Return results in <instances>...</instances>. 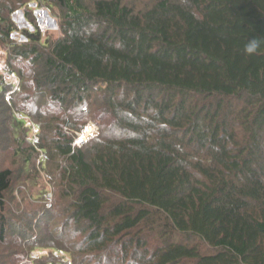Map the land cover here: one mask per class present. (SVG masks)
<instances>
[{
	"label": "trees",
	"instance_id": "16d2710c",
	"mask_svg": "<svg viewBox=\"0 0 264 264\" xmlns=\"http://www.w3.org/2000/svg\"><path fill=\"white\" fill-rule=\"evenodd\" d=\"M51 1L63 11L56 40L42 42L36 27L16 45L0 10V45L19 89L30 80L19 113L33 102L55 109L36 115V144L13 111L10 123L24 138L22 172L39 159L60 198L19 208L24 232L10 209L14 171L0 169V241L20 234L31 250L52 251L45 264L60 254L69 264H264V0H157L143 10ZM95 111L100 133L74 145L64 129L81 130ZM50 216L63 221L58 234H34Z\"/></svg>",
	"mask_w": 264,
	"mask_h": 264
},
{
	"label": "rangeland",
	"instance_id": "374dc122",
	"mask_svg": "<svg viewBox=\"0 0 264 264\" xmlns=\"http://www.w3.org/2000/svg\"><path fill=\"white\" fill-rule=\"evenodd\" d=\"M94 1L95 0H86V2L90 5H92ZM122 1L129 7H133L135 10H143L157 0ZM0 10L2 11L4 17L9 18L17 28L11 36L12 42H14L16 45L27 43L28 40L24 32L36 33V27L39 28L42 34V42L46 41L49 38H51L52 40H56L61 35L60 24L63 11L62 8L54 1L0 0ZM9 59V48L4 44L0 45V81H3V85H1L3 87V90H1L0 88V169L10 168L14 171L13 195H11L9 199L11 203L10 209L15 211L13 213V217H15L17 213L20 214V211L17 212L19 208H37L44 204H46V207L48 209L56 207L57 198L59 201L60 196L55 189L57 185L56 181H53V177L49 174L48 170L42 169V165L40 164L39 159L37 160V168L33 169L28 176L25 174V172H22V160L17 156L15 149L16 145H18L17 142H20L24 138L23 136L18 135V133H15V135H17L19 139L18 141L14 139V135L11 132L12 125L10 123L11 111H13L14 116L17 119H23L26 122V125L29 127V135L26 137L27 141L32 140L34 144H36L37 141L35 140L37 138L39 139L40 136V129L37 127V123L39 124L37 120L38 116L36 115L41 114L42 116H46L49 112H53L55 109L46 107L39 102H33L30 107H26V114L28 116L19 113V111L15 108L14 103L16 102L19 106H21V96L25 94L27 90H29L31 93L32 88L29 83L30 80L27 78V76H24L26 77V87L19 89L20 84L22 83L21 77L18 74L14 75L6 73V63ZM26 71H28V69H26L24 73H26ZM23 85L24 84L22 83V86ZM20 114L23 118H21ZM104 123L105 121L100 119L95 111L93 117L86 118L80 124L84 125L81 130L74 131L65 128L64 131L71 136H74V145H76L77 142H81V144H77L79 145V147H82L83 144L98 136L101 130V126H103ZM89 126H92L93 131L86 139H84L83 135ZM40 155L42 156L45 154L41 153ZM17 216L19 217L15 218L14 222L17 224V226L19 225L18 227L21 228V230L26 232L25 230L29 229V226L27 224L28 220L24 217H21L22 215ZM47 219L51 220L49 222L50 227L45 225L42 227V229H36L34 231V234H41L43 232H55L56 234H58V230H60V228L62 227L63 221L60 220V218L54 220L53 218H51V216ZM47 219H44V222H47ZM59 234H63V240H61L65 243L69 242L70 244L73 242V240H77L73 235H71L72 233L61 231ZM29 236H31V238L33 239L32 234H30ZM21 244L23 246H21ZM7 250L9 252H7ZM51 252L52 251H48L40 247H36L35 249L31 250L28 240H22V238H20V234L14 236L11 235L7 237L6 242L3 243L0 241L1 255L3 256V258H11V260L7 259L6 261L0 262V264H12V261L14 260L17 261L13 262L14 264H45L47 261L46 257H48V254ZM60 256H62V260L64 258V261H66L65 263L64 261L62 262L60 258H52V263L69 264L70 257H72V255L60 254ZM42 257L45 259H42Z\"/></svg>",
	"mask_w": 264,
	"mask_h": 264
},
{
	"label": "clouds",
	"instance_id": "9594fccd",
	"mask_svg": "<svg viewBox=\"0 0 264 264\" xmlns=\"http://www.w3.org/2000/svg\"><path fill=\"white\" fill-rule=\"evenodd\" d=\"M258 44L256 41H251L245 46V52L253 54L257 50Z\"/></svg>",
	"mask_w": 264,
	"mask_h": 264
},
{
	"label": "bare ground",
	"instance_id": "6f19581e",
	"mask_svg": "<svg viewBox=\"0 0 264 264\" xmlns=\"http://www.w3.org/2000/svg\"><path fill=\"white\" fill-rule=\"evenodd\" d=\"M92 131H93L92 126H89V127L87 128V130L85 131V133H84V135H83V138L86 139V138L92 133Z\"/></svg>",
	"mask_w": 264,
	"mask_h": 264
},
{
	"label": "built area",
	"instance_id": "2783aa9c",
	"mask_svg": "<svg viewBox=\"0 0 264 264\" xmlns=\"http://www.w3.org/2000/svg\"><path fill=\"white\" fill-rule=\"evenodd\" d=\"M20 115H21V114H20ZM21 118H23L22 115H21ZM35 141H37V143H38L39 139L37 138ZM77 143H78V144H81V142H77ZM77 143H76V145L79 146ZM45 159H46V156H45V155H42V156H41V160H45Z\"/></svg>",
	"mask_w": 264,
	"mask_h": 264
}]
</instances>
